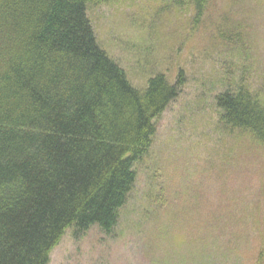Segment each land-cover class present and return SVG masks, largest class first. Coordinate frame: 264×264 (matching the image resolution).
I'll return each mask as SVG.
<instances>
[{
  "label": "rangeland",
  "instance_id": "rangeland-1",
  "mask_svg": "<svg viewBox=\"0 0 264 264\" xmlns=\"http://www.w3.org/2000/svg\"><path fill=\"white\" fill-rule=\"evenodd\" d=\"M135 87L183 69L156 118L136 182L105 234L65 231L48 264H252L264 240V142L217 122L214 95L239 82L264 99V0H113L86 11Z\"/></svg>",
  "mask_w": 264,
  "mask_h": 264
},
{
  "label": "trees",
  "instance_id": "trees-1",
  "mask_svg": "<svg viewBox=\"0 0 264 264\" xmlns=\"http://www.w3.org/2000/svg\"><path fill=\"white\" fill-rule=\"evenodd\" d=\"M110 1L0 0V264H48L69 228L111 233L156 118L184 86L181 67L173 81L131 83L86 13ZM188 1L200 19L207 0ZM214 102L223 129L264 142V99L246 84ZM252 264H264V240Z\"/></svg>",
  "mask_w": 264,
  "mask_h": 264
}]
</instances>
